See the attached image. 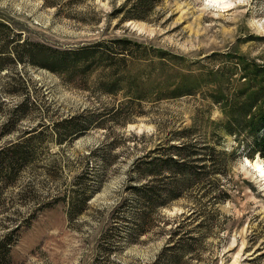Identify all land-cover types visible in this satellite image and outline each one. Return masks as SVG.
Returning <instances> with one entry per match:
<instances>
[{
  "label": "rangeland",
  "instance_id": "rangeland-1",
  "mask_svg": "<svg viewBox=\"0 0 264 264\" xmlns=\"http://www.w3.org/2000/svg\"><path fill=\"white\" fill-rule=\"evenodd\" d=\"M126 1L0 0V21L10 26L0 29V47L7 42L14 56L22 57L21 46L28 42L72 50L122 37L145 50L139 65L154 59L156 50L167 52L163 72L156 66L145 70L149 86L142 99L124 89L101 93L93 85L97 73L86 84H71L27 58L2 63L0 150L20 144L14 151H26L28 157L0 173V241H5L0 264H151L166 236L153 225L147 236L126 239L137 209L129 187L140 183L132 172L135 160L170 144L173 132L183 128L204 132L208 143H217L212 122L224 118L223 108L242 101L249 83L243 79L245 69L264 68V0H226L225 8L208 0H154L148 13H139L143 18L124 19L133 13L134 0ZM169 54L183 57L175 64L190 76L188 86L200 84L192 95H160L159 87L170 90L175 79ZM161 75L164 86H159ZM215 89L222 92L221 103L213 99ZM80 115L92 117L91 127L59 144L64 133L54 125ZM219 142L229 154L236 150L233 158L223 167L214 156L206 168L214 172L208 181L161 209L169 223L165 228L173 229L182 214L202 209L212 226L206 231L209 245L203 243L198 257L183 262L264 264V181L245 163L260 157H249L251 138L223 136ZM220 185L229 194L225 202L215 193ZM92 187L86 211L68 220L64 200ZM204 189L211 191L208 199Z\"/></svg>",
  "mask_w": 264,
  "mask_h": 264
},
{
  "label": "trees",
  "instance_id": "trees-1",
  "mask_svg": "<svg viewBox=\"0 0 264 264\" xmlns=\"http://www.w3.org/2000/svg\"><path fill=\"white\" fill-rule=\"evenodd\" d=\"M153 1L134 0L129 9L133 13H125L124 19L143 18L141 15L148 13L153 6L150 2ZM119 11L120 9L116 13ZM0 29L9 30L10 26L1 20ZM5 43L0 47V71L3 69L2 63L4 62L11 61L13 63L16 60L20 62L27 58L32 64L46 69L71 84L78 81L86 84L90 78L95 76L93 74L97 73L93 85L98 91L114 95L124 89L130 94L129 97L135 99H142V96L147 93L149 76L145 70L156 66L160 72H163L164 56L167 55L164 50H156L154 59L149 60L145 65H139L137 63L141 61L140 57L144 56L146 52L141 48L139 42L125 37L96 41L72 50H58L39 43L28 42L21 46L22 57L18 55L17 51H15V54L18 55H15L16 57L13 52L9 54L10 46L7 42ZM169 55L171 63L173 61L174 65L175 79L170 84V90H162L159 87L160 95L165 93L164 96L167 95L168 99L192 95L198 90L200 84L188 86L187 82L190 76L184 74L182 68L180 71L177 70L179 66L175 64V62L183 61V57ZM245 78H248L249 83L248 87H245L241 92L242 101L232 102L228 110L223 108L224 118L212 122L213 131L211 133L217 143H208L209 136L204 132H200V136L196 135L194 128H183L173 132V137L169 140L170 144L158 145L145 156L135 160L132 172L138 173L140 183L129 187L131 195L136 199L137 209L131 213L129 218L132 220L133 228L126 235V239L134 241L139 237L147 236L155 225L156 233L166 236V239L164 246L151 264H186L183 262L185 257H198L196 253L203 249L202 244L206 243V247L209 245L205 241L206 231L210 230L212 226L202 209L196 210L195 208L190 210L189 214H182V221H178L173 229L165 228L169 223L167 224L165 221L161 209L170 207L175 200L183 197L184 193L194 185L205 184L208 181L206 177L214 173L209 169L206 170L207 164L212 165L214 156L220 160L223 167L227 165L229 158H233L236 150L229 154L220 147L219 140L223 136H231L235 139L239 137L251 138L253 144L250 149V159L256 155L264 158V68L257 65L253 70L246 68L243 79ZM166 83V78L161 75L159 86L160 84L164 86ZM83 87L88 89L86 86ZM213 99L217 103H221L223 95L220 89H215ZM80 120H83V124ZM92 122L91 116L83 119V116L80 115L56 123L55 131L59 134L64 133V137L57 140L58 143L61 144L65 141L64 139L77 132L87 130L88 127H91ZM78 125L84 126L85 129H80L82 126L78 128ZM19 147L20 144H11L0 150V173L2 170L11 172L16 163L20 165L23 159L28 157L26 151H14ZM10 152L13 154L7 158L6 156ZM7 159L8 161L5 163ZM163 180H169L170 183L160 184ZM225 187V185H220L215 192L222 202H225L229 197ZM203 191L204 196L208 199L210 189ZM94 193V187L90 190L84 188L73 191L64 200L67 219L72 220L85 212L88 207L87 203ZM123 205L121 204L119 210L123 209ZM200 214H204L205 218H198ZM188 220L190 222H187ZM4 242L0 241V247ZM9 249L10 246L4 252L6 255Z\"/></svg>",
  "mask_w": 264,
  "mask_h": 264
},
{
  "label": "bare ground",
  "instance_id": "bare-ground-1",
  "mask_svg": "<svg viewBox=\"0 0 264 264\" xmlns=\"http://www.w3.org/2000/svg\"><path fill=\"white\" fill-rule=\"evenodd\" d=\"M211 3L220 6L221 8H225L229 6V2L226 0H208ZM246 165L251 167L252 170H254L258 175L263 179L264 181V161L262 159L258 158L257 160H254L252 162H249L248 160L245 161Z\"/></svg>",
  "mask_w": 264,
  "mask_h": 264
},
{
  "label": "snow or ice",
  "instance_id": "snow-or-ice-1",
  "mask_svg": "<svg viewBox=\"0 0 264 264\" xmlns=\"http://www.w3.org/2000/svg\"><path fill=\"white\" fill-rule=\"evenodd\" d=\"M237 2L239 3V2H243V0H237Z\"/></svg>",
  "mask_w": 264,
  "mask_h": 264
}]
</instances>
